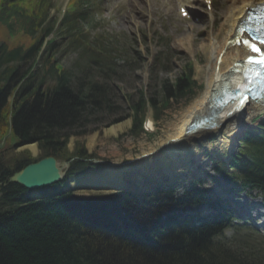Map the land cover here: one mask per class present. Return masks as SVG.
Wrapping results in <instances>:
<instances>
[{
  "label": "trees",
  "instance_id": "1",
  "mask_svg": "<svg viewBox=\"0 0 264 264\" xmlns=\"http://www.w3.org/2000/svg\"><path fill=\"white\" fill-rule=\"evenodd\" d=\"M49 7L50 0H0V32L28 38L16 47L0 40V152L33 143L39 151L34 159L28 151L5 159L0 155V264H264V242H255L254 236L237 233L223 241L218 239L223 225L215 224L168 228L160 215L176 209L171 194H162L166 200L145 196L144 202L127 192L83 199L62 192L63 181L32 201L29 191L7 183L26 165L48 156L70 162L65 179L84 173L92 156L81 146L69 152L68 139L86 134L89 124L103 123L104 114L119 115L109 83L117 73L108 50L98 46L96 53L73 34L84 19L81 5L56 32L68 37V50L77 52L72 67L59 68L54 40L41 53L43 38L54 31L47 21ZM191 68L186 65L172 84L160 83L158 95L148 97L140 90L137 100L129 101L131 136L142 133L147 106L157 121L171 100L187 102L195 96L200 86L191 80ZM247 133L232 157L230 167L237 172L230 177L262 189L264 118ZM9 137L13 144H7ZM190 197L189 205L205 202Z\"/></svg>",
  "mask_w": 264,
  "mask_h": 264
},
{
  "label": "rangeland",
  "instance_id": "2",
  "mask_svg": "<svg viewBox=\"0 0 264 264\" xmlns=\"http://www.w3.org/2000/svg\"><path fill=\"white\" fill-rule=\"evenodd\" d=\"M67 1L51 0L49 21L54 23L55 31L60 28L58 26L61 21L60 12L66 7ZM225 1H215L214 12L210 20L203 13H200L191 20L184 21L178 16L170 0H151V3L148 0H89L90 5H92L89 11L92 21L83 27L82 33H86V42L90 45L99 39L98 41L105 43L113 53L112 58L114 59L117 77L113 76L110 84L115 95L113 105L116 112L114 113H119L117 116L104 114L102 116L104 118L103 123L98 125L89 124L86 127V134L68 139L67 150L69 152L75 150L76 146H81L88 155L92 156L93 161H91L92 166L88 168L89 171L93 169L100 170L106 164L119 166L126 162H132L138 156L140 157L142 153H146L149 147H157L156 144L159 139L165 138L168 129L176 124L189 106L203 95L206 88L208 55H210V50L203 46L206 44V38L218 31V25L222 21L220 13H222ZM200 8H202L200 1H197L195 9L199 11ZM189 10L191 13L196 12L193 5L190 6ZM54 34L47 36L45 40L51 41L56 38L57 52L55 57L64 69L70 68L77 58V53L66 50V36H56V34L53 36ZM149 34L151 37H149ZM144 35H146V39L143 38ZM0 40L9 47H16L21 43L26 44L28 38L18 40L14 36H8L6 33L0 32ZM47 44L49 43L47 42ZM47 44L42 45L43 51L48 49ZM188 64L192 66L191 79L197 86H200V90L189 102L175 103L171 101L169 107L160 114L157 121L152 119L150 110L145 109V118L150 119L153 124V126L151 124L153 128L147 129L152 132L146 135L143 133L139 136L138 134L137 136H131L130 118L114 124L109 123L110 120H118L119 116H130L129 101H136L140 90L143 89L148 97L155 93L158 95L159 84L162 81L172 84L181 74L186 72V65ZM26 68L27 66L23 71ZM258 113L264 114V110L250 112L245 123L248 124L251 116H256ZM118 125H121V130L117 131L115 135L106 134V131L111 127ZM224 139L226 138L221 137L219 141L218 138L219 142L215 147L212 144L206 145L207 149L203 151L210 156L206 155L205 157L206 153H203L202 157L195 160L194 168L198 172L197 175L188 173L182 182L177 181L168 184V180L164 179L156 185H170L169 187L174 190V196L178 198L184 196L190 189L206 191V195L227 199L234 208L247 209L253 212L252 215L257 214L258 219H264V200L260 194L242 190L232 184H222L217 180L218 176L211 171L212 166L209 158H220L225 155L222 150V148H226L223 146ZM13 143L14 139L9 137L7 144ZM29 145L35 146V153L30 151ZM212 148L213 152L211 151ZM23 151H28L32 159L39 155L37 145L34 143L19 146L12 152L2 151L0 155H3L1 157L5 159L7 156H12V153L18 154ZM141 178L142 187L149 190L155 188V185L149 188L152 185L150 178L145 176ZM125 181L128 183V189L139 191L130 179H125ZM72 193L76 197L88 199L102 198L113 192L90 189L85 191L74 190ZM231 234L232 232L228 231L225 238H230Z\"/></svg>",
  "mask_w": 264,
  "mask_h": 264
},
{
  "label": "bare ground",
  "instance_id": "3",
  "mask_svg": "<svg viewBox=\"0 0 264 264\" xmlns=\"http://www.w3.org/2000/svg\"><path fill=\"white\" fill-rule=\"evenodd\" d=\"M255 0H227L224 10L219 15L222 17L218 31L206 38V44L203 46L210 50L207 65L206 88L203 95L194 101L191 106L180 116L178 122L173 124L166 132L165 138H160L156 146L149 147V150L134 161L133 167L123 165L106 164L99 171H89L85 175L78 176L69 180L67 187L78 188H100V187H127L125 179L134 182L135 187L142 188V178L148 177L152 181V186L166 179L168 184L177 181H184L188 173L197 175L194 168L195 160L203 156L202 147L194 141L205 137L210 130H200L191 136L186 134L188 127L193 123L197 116L206 115L210 106L208 99L212 93H217L221 85L233 87L240 79V73L234 68L236 63L245 59L249 53L248 50L240 44L230 43L237 36L239 22L246 16L247 10L254 6ZM196 13L195 11L193 12ZM192 13V14H193ZM227 81V82H226ZM226 82V84H225ZM264 105L257 103H248L244 109L238 111L234 116H222L219 111L216 112V127L228 129L232 126V121L239 116L263 110ZM236 116V117H235ZM249 116V115H248ZM235 117V118H234ZM152 127L148 122V129ZM121 130V125L111 127L106 134H116ZM218 133L219 141L222 131L212 129ZM218 141V142H219ZM235 138L224 139L223 146L231 148L234 145ZM28 148L32 153L36 152L34 145ZM230 150V149H227ZM213 152V148L211 150ZM145 179V178H144ZM113 186V187H112ZM132 187V186H131ZM85 191V190H84ZM41 196V193L32 192V197ZM187 219H189L187 217ZM170 221H175L171 219ZM169 221V222H170Z\"/></svg>",
  "mask_w": 264,
  "mask_h": 264
},
{
  "label": "water",
  "instance_id": "4",
  "mask_svg": "<svg viewBox=\"0 0 264 264\" xmlns=\"http://www.w3.org/2000/svg\"><path fill=\"white\" fill-rule=\"evenodd\" d=\"M219 97V91L213 92L212 97L208 99L210 106L209 112L203 117H196L194 122L188 127L186 134H193L200 130L211 129L216 119L215 103ZM69 163L60 164L54 157L48 156L35 163L26 165L20 171L14 173L7 180V183L17 184L28 191L48 188L60 183L65 176ZM108 190L106 187L101 188H78V190ZM71 191V189H67ZM77 190V189H76ZM37 198V197H33Z\"/></svg>",
  "mask_w": 264,
  "mask_h": 264
},
{
  "label": "snow or ice",
  "instance_id": "5",
  "mask_svg": "<svg viewBox=\"0 0 264 264\" xmlns=\"http://www.w3.org/2000/svg\"><path fill=\"white\" fill-rule=\"evenodd\" d=\"M237 43H242L251 53L244 61L243 67L238 68L243 73V80L247 81V86L242 82L239 84V96L234 97L238 102L245 100L244 93L251 91L250 85H257L264 89V51L258 45H264V34L260 36H248L241 33V39ZM242 106V104H241Z\"/></svg>",
  "mask_w": 264,
  "mask_h": 264
}]
</instances>
